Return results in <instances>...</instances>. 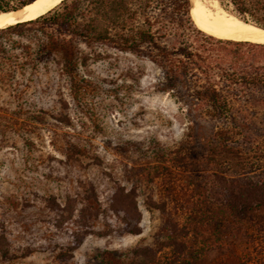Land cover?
Returning <instances> with one entry per match:
<instances>
[{
    "label": "rangeland",
    "instance_id": "1",
    "mask_svg": "<svg viewBox=\"0 0 264 264\" xmlns=\"http://www.w3.org/2000/svg\"><path fill=\"white\" fill-rule=\"evenodd\" d=\"M42 39L36 26L0 33V264H264V208L221 209L227 184L264 181V93L219 83L224 121L204 81L165 88L160 65L102 45L39 60ZM121 192L129 214L112 209ZM52 197L98 213L71 252L80 223L58 229Z\"/></svg>",
    "mask_w": 264,
    "mask_h": 264
},
{
    "label": "trees",
    "instance_id": "2",
    "mask_svg": "<svg viewBox=\"0 0 264 264\" xmlns=\"http://www.w3.org/2000/svg\"><path fill=\"white\" fill-rule=\"evenodd\" d=\"M35 1L0 0V12L18 10ZM218 2L241 20L264 29V0ZM191 12V0H63L46 14L0 28V33L36 26L44 34L35 52L39 60L59 56L70 64L79 55V44L102 45L146 57L163 69L169 83L165 88H173L176 81L186 78L204 81L208 86L204 98L213 104L212 116L229 121L234 117L218 89L219 83L228 88L227 92L238 88L245 92L251 88L263 94L264 44L211 35L197 26ZM213 43L220 44L221 50L215 51ZM246 46L253 47L256 52H244L242 48ZM194 96L204 99L197 94ZM254 106L264 109V97L256 100ZM243 110L247 112L246 109L240 112ZM238 116L249 119L247 115ZM232 182L223 188L221 209L226 216L245 219L253 210L264 208L263 180ZM126 198L128 195L123 192L115 195L112 209L129 214ZM48 207L55 215L58 229L71 221L80 223L81 231L72 235L67 250L78 248L91 233L92 221L98 214L92 210L90 201L85 205L68 197L61 206L52 197ZM77 209L78 219L75 220ZM68 252H60L58 257L65 260L70 256ZM7 254L4 251V256Z\"/></svg>",
    "mask_w": 264,
    "mask_h": 264
},
{
    "label": "bare ground",
    "instance_id": "3",
    "mask_svg": "<svg viewBox=\"0 0 264 264\" xmlns=\"http://www.w3.org/2000/svg\"><path fill=\"white\" fill-rule=\"evenodd\" d=\"M63 0H37L18 10L0 12V28L35 19L46 14ZM192 16L205 32L222 39L251 41L264 44V29L247 23L228 13L219 3L206 5L202 0H191Z\"/></svg>",
    "mask_w": 264,
    "mask_h": 264
},
{
    "label": "water",
    "instance_id": "4",
    "mask_svg": "<svg viewBox=\"0 0 264 264\" xmlns=\"http://www.w3.org/2000/svg\"><path fill=\"white\" fill-rule=\"evenodd\" d=\"M193 4V3H192Z\"/></svg>",
    "mask_w": 264,
    "mask_h": 264
}]
</instances>
